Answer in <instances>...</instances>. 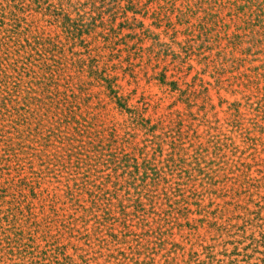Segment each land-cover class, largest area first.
Wrapping results in <instances>:
<instances>
[{
  "label": "trees",
  "instance_id": "obj_1",
  "mask_svg": "<svg viewBox=\"0 0 264 264\" xmlns=\"http://www.w3.org/2000/svg\"><path fill=\"white\" fill-rule=\"evenodd\" d=\"M192 58L222 88L230 65L257 62L233 91L263 93L264 0H0V264L238 263L264 221L250 177L263 129L234 115L227 131L210 99L195 117L208 88H179ZM154 81L178 93L161 117Z\"/></svg>",
  "mask_w": 264,
  "mask_h": 264
},
{
  "label": "rangeland",
  "instance_id": "obj_2",
  "mask_svg": "<svg viewBox=\"0 0 264 264\" xmlns=\"http://www.w3.org/2000/svg\"><path fill=\"white\" fill-rule=\"evenodd\" d=\"M157 5V4H156ZM140 20H144V24L146 27H149L153 30H155L157 33H161L162 34V39L166 42L170 41L169 36H166V33L164 32L165 30V26H161V27H157V25L153 24V20L149 17L146 18H142L139 17ZM171 20L173 22H175L174 19V15L171 17ZM199 23V18L198 16H195V18L192 19V24H197ZM172 32V31H170ZM185 36L182 34H178L177 40L178 41H182L184 40ZM151 41H148L145 43V46L150 45ZM175 49L180 52L181 48H179L178 46L175 47ZM206 54H209V52H206ZM237 56V54H236ZM235 56V57H236ZM190 65L193 66V70L188 71V76L183 79L181 81V84L179 85L180 89H186L189 87V85H191V83H197V84H202L204 87H207L208 90L205 93V95L200 96L199 100L197 101L199 104V106H195L193 111L195 112V114L197 116V118L201 119V117L203 116V113L205 110L199 111L200 108V104H203L204 102H202L204 99H208L207 101H209V99L211 100L212 104L215 106V108L208 114L207 118L211 119V120H215L216 118L219 119V125L220 127L226 126V119L227 118H233L235 115V118L237 120H240V122L243 124V128H250L251 130H253L254 128H257L259 131H255V133L257 135L261 134V130L263 129V136L261 139L258 140V144H259V150L261 151V154L259 155L260 161L261 163H259V165L255 166L252 168V171L250 172V177L252 176L253 178H257L260 179V184L257 183L255 185H259V187H255L254 191L256 192L255 196H254V200H259V196H263L264 195V92L263 93H259V92H254V89L251 91H245V94L243 95V93H240V91H233V90H240V87H237L239 84L242 83H246V79L244 77H241V79H237L234 77H240L241 74H245V76H254L255 74V64L256 63H249L246 62V64L243 65H239V64H232L229 67V71L224 72L221 76V81L223 82V86H226L224 88L221 87V85H215L217 84V79L214 77L210 76L209 71L208 72H202L201 70H203L205 68L203 63H199L196 59L192 58V60L189 63ZM196 77V80H194V78ZM237 79V80H236ZM231 83H234L236 85L231 86ZM122 84L124 85V87L127 89V91L129 92V90H132L134 88L137 87V85L135 83L130 84V81L128 78H125L122 80ZM142 85H146V83L143 81ZM203 86H198V89L203 90ZM263 86V84H262ZM147 87H150V90L153 93H156L160 96H162L164 99L161 101V105L158 108V113L161 116L164 115V108L170 104L171 101H173L174 99L177 98L178 93L174 92L175 94L170 95L169 93H167L165 95L164 90L165 88H168L167 86H160L158 84L157 81H154L152 84L147 85ZM196 88V87H194ZM193 88V89H194ZM197 89V88H196ZM140 90V88H139ZM254 95H251V94ZM251 95V96H250ZM173 97V98H171ZM249 98V99H248ZM257 98L263 99L261 100V107L259 111H256L255 108L253 107V105L255 104L254 101H257ZM238 103L239 106L236 108L230 109V105L232 103ZM252 102L254 103L252 106ZM132 104H138V100L137 98H134L131 101ZM180 105L175 106L174 110L177 109H183V104L179 103ZM92 106H97L96 101L93 102ZM98 110V109H97ZM154 110L150 109L149 110V114H154ZM217 116L214 117L213 114H216ZM125 115H123V117L119 114L118 110H113L111 109V113H110V117H108V119L111 118H115L116 121L119 122H123L125 119ZM158 117V116H155ZM186 118V117H184ZM240 118V119H238ZM103 119V118H101ZM168 119L165 120V123H168ZM186 124H188V121L186 122ZM235 126H229V128L227 127V131H230V129H237L236 124L239 125V123L236 121ZM120 133L123 135V131H120ZM238 134L235 133L232 134L233 136H237ZM170 146L168 144L165 145L164 148L168 149ZM235 160H233L234 163ZM229 168H231V166H229ZM217 169V167L215 165L209 166L208 167V171H210V173H212L213 170ZM237 174V173H236ZM231 176H236L232 173H230ZM223 177H225L223 175ZM222 176L218 177V180H221L223 178ZM261 178H262V182H261ZM215 180H217V178H215ZM256 183V182H255ZM261 217L264 218V200L261 202ZM254 204L251 205V209L256 210L259 209L260 210V206H256V204L253 206ZM255 224H257L258 226L255 227L253 225H249L247 226V238H241L243 239V242L239 244V249L241 251L242 255H238V263L237 264H264L262 263L261 259H264V246H262L260 243V245H257V243L252 242L251 239V235L254 234L256 239H261L263 234H264V221L263 220H259L258 223L257 221H254ZM263 224V225H262ZM262 225V227H261ZM215 237L214 235H209L208 237V245L209 247L212 246L213 244L216 245L215 250L219 253L218 257L220 258H224L225 255H220V253L223 250V246L222 244L225 242L226 238H217L216 240H214ZM246 240V241H245ZM258 246V248H256ZM230 248H232V246H230ZM194 249H199L197 247H194ZM200 251H203V249H199ZM244 253V254H243ZM202 258H205L204 255L201 256ZM202 258H200L202 260Z\"/></svg>",
  "mask_w": 264,
  "mask_h": 264
}]
</instances>
